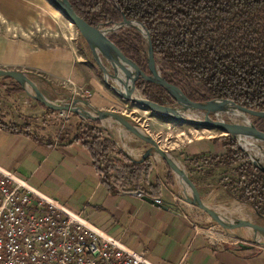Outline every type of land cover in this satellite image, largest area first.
Here are the masks:
<instances>
[{"label": "crops", "instance_id": "crops-1", "mask_svg": "<svg viewBox=\"0 0 264 264\" xmlns=\"http://www.w3.org/2000/svg\"><path fill=\"white\" fill-rule=\"evenodd\" d=\"M79 37L47 0H0V69L28 72L49 85L58 83L72 90L88 88L87 100L93 106L116 111L106 104L114 96L103 90L96 69L87 60V52L77 49ZM2 82L0 91L7 88V80ZM56 112L39 105L31 114L13 115L0 106V121L18 125L14 131L0 126V167L22 178L43 196L80 214L109 237L143 254L152 264H264V247L238 249L234 243H213L215 234H202L196 227L200 221L193 217L191 206L183 207L184 213L163 194L159 205L166 206L165 210L140 195L108 191L87 149L74 139L77 132L81 133L78 124L70 125V130L59 138L53 129L33 131L25 121L28 115L55 116ZM201 142L193 144L187 153L225 151L221 145L204 149L205 142ZM197 169L205 172L208 167ZM216 171L206 180L195 181L189 175L202 198L200 185L210 188V197L226 195L220 184L214 183Z\"/></svg>", "mask_w": 264, "mask_h": 264}, {"label": "trees", "instance_id": "trees-1", "mask_svg": "<svg viewBox=\"0 0 264 264\" xmlns=\"http://www.w3.org/2000/svg\"><path fill=\"white\" fill-rule=\"evenodd\" d=\"M68 1L75 13L93 26L120 23L124 18L140 22L148 31L155 62L163 66L162 76L175 85L183 83L192 100L227 99L247 109L264 110V0ZM109 36L141 70H148L147 46L135 28L123 26ZM16 86V91L22 90L18 83ZM135 86L146 99L158 104L176 102L168 91L142 78L135 81ZM79 121L88 123L94 134L77 132L74 139L87 149L108 191L115 194L139 190L152 199H163L158 182L149 180L152 167L148 160H130L116 149L113 141L96 131L94 124L98 122L82 118ZM254 123L264 128V117H256ZM0 126L11 131L18 129V125L3 121ZM210 140L220 141L225 152L196 156V161L203 159L208 167L204 176L213 175L218 167L229 170L232 176L220 178L222 188L264 213V174L233 136ZM111 148L118 150L121 160L109 156Z\"/></svg>", "mask_w": 264, "mask_h": 264}, {"label": "water", "instance_id": "water-1", "mask_svg": "<svg viewBox=\"0 0 264 264\" xmlns=\"http://www.w3.org/2000/svg\"><path fill=\"white\" fill-rule=\"evenodd\" d=\"M47 1L58 10L83 37L95 62L102 70L104 77L109 75L112 76L114 84H109V86L117 96L176 124L200 127L205 130H216L219 132V136H233L240 148L243 149L249 157L252 164L264 174V162L262 160V157L264 158V128L250 122L237 123L230 121L211 110L210 107H206L204 104L216 101L229 102L240 109L243 114L258 118L264 117V110L257 111L247 109L227 99H213L205 102L192 100L189 93L183 87L168 82L158 72L148 31L140 22L124 18L120 23L111 24L113 25L112 27L104 26L103 24L93 26L75 13L68 0ZM128 25L135 28L145 40L147 46V71L141 70L134 61L129 59L109 36L116 29L118 30L120 27ZM97 47L101 49V53L108 62L112 74L108 73L107 68L104 67L99 59L96 50ZM132 73H134L135 76L132 77ZM0 77H7L14 80L31 99L41 103L53 112L68 111L80 115L85 120L100 123L112 132L115 140L124 145L123 154L130 160L134 162H143L148 160L151 156L158 160H162L168 166L173 176L179 198L186 204L205 212L217 225L222 227V229L227 230L233 236L239 238L240 241L236 244L238 249H249L253 246L264 247V222L252 221L244 217H235L234 220L229 221L212 204L204 201L199 193L197 185L188 176L176 158L166 149L162 148L159 142L151 137L141 125L127 119L121 113L114 110L97 108L87 99L71 98V96L68 95L71 99L70 102L59 104L44 94L38 83L28 72L13 69H0ZM138 78H142L168 91L176 100L175 104L162 105L146 99L141 93L136 91L135 81ZM179 94L182 95L183 98L176 96ZM189 111L197 112L201 114L203 118H196L190 115L188 113ZM250 140L260 141L263 146L252 143ZM243 145L258 146L262 151V157L251 153L249 150H245ZM138 148L142 149L140 156H137L138 150L136 149ZM130 193L135 196L140 195L143 200L168 210L166 206L159 205V203L157 204L155 199L143 195L139 190ZM254 212L258 217L264 218V213H259L256 210H254ZM239 229L252 230L254 232V238L244 240L235 232Z\"/></svg>", "mask_w": 264, "mask_h": 264}, {"label": "rangeland", "instance_id": "rangeland-1", "mask_svg": "<svg viewBox=\"0 0 264 264\" xmlns=\"http://www.w3.org/2000/svg\"><path fill=\"white\" fill-rule=\"evenodd\" d=\"M62 19L65 20V22L68 23L71 28L75 29L67 21V19H65L63 16H62ZM106 26L112 27L113 25L109 24ZM127 27H130V26L128 25ZM116 30L114 32H116ZM79 36L80 37L77 40L78 42L77 49L79 50L80 53L82 50L85 49V51L87 52L86 53L87 60L96 69L97 76L98 78H100L103 90H107L105 91L106 94L108 92L109 94L114 96V97H111L113 99L107 100L106 104L110 106L111 108L115 109L116 111H118V113H121L127 119L133 122H136L138 125H141V126L143 125L146 128L145 131L148 134H150L151 137L156 139V141L159 142L162 148L166 149L172 156L176 158V160L184 168L188 176L191 175L192 179L194 178L195 181H197L199 178L206 180L208 177L204 176L205 172H201L200 171L201 169L198 171L197 169L199 168V166L206 165L203 162V159L196 161L195 160L197 159L196 156H199V155L192 154V153L188 154L187 152L190 151L192 148L191 146H193V144H195L198 141L205 142L203 145V147H205L204 149H209V148L212 149L213 146L221 145L220 141L210 140L211 138L218 137L219 132L216 130H205L200 127H192L189 125L176 124L172 121L167 120L166 118L157 116L155 113L145 110L144 108L138 105L127 102L123 100L122 98H120L119 96H117L115 92L111 89V87L109 86V84H114V80L112 76L109 75V76L104 77L102 70L99 68L92 54L89 52L90 50L87 48L83 37L80 34ZM96 50H97L99 59L101 60L102 64L104 65V67L107 68L108 73L112 74L108 62L105 60V58L103 57L101 53V49L97 47ZM156 68L158 72L162 75L163 66L158 61H156ZM165 71L167 73L170 72L169 69H165ZM133 76H135L134 73H132V77ZM33 79L38 83V85L40 86V88L42 89V91L48 98H50L51 100L59 104L69 103L71 99L70 97H68V95H70L71 98L73 97V98H83V99H88V96L90 95L89 94L87 96V94L83 92L84 89L82 88L78 89L79 91L76 93L74 90L69 89L67 86L65 87L58 83L49 85L45 81L41 80V78L36 75H33ZM4 80H7V83H6L7 88H4L0 91L1 109H9L13 115L19 114V113L31 114L33 109L36 106H39L37 105L38 103L35 100L31 99L23 90L16 91L17 86L13 80H11L10 78H0L1 82ZM180 84L181 85L179 86L183 87L189 93L188 89L184 87L183 83H180ZM196 85L198 84L196 83ZM85 89L88 90V88H85ZM136 91L140 93L138 89H136ZM176 96L179 98H183V96L180 94ZM27 101L33 102V103L29 105ZM56 113L58 115L54 116L53 114H46V115H43L42 117L28 115V116H25V121L29 122V126L33 131L39 132L38 130L39 128L44 129L45 127L47 131H50L51 129H53L54 133L57 134V137H59V135L65 130H70L69 129L71 127L70 125H74L75 123L80 126L79 130L81 131L82 135L83 134H86V135L94 134V131L91 132L89 130L90 125L88 123H81L79 121V117H77L75 113H72V112H64L63 114L59 112H56ZM188 113L196 118H199V119L203 118V116L197 112L189 111ZM218 114H220L225 119H228L230 121L237 122V123H248V122L254 123L255 118H256L254 116L246 115L243 113L242 115H232L230 113L221 111V112H218ZM94 126L96 127V131H98L104 138L108 139L109 141H113L116 149L118 148L119 150L123 152L124 145L121 142L115 140L110 130L106 129L100 123H96L94 124ZM104 133L110 135L109 138H107L104 135ZM250 142L256 143L258 145H262V142L260 141L250 140ZM243 147L245 150H249L251 153L262 157L261 155L262 151L260 150L258 146L243 145ZM116 149L111 148L108 154L112 158H118L121 160L122 156L119 153H117L118 150ZM136 150H138L137 156H140L142 149L138 148ZM202 154L215 155L214 152H211V151L204 152ZM262 160L264 162L263 157H262ZM148 163L152 167V172L149 176V180L151 182H158V184L160 185L163 191L162 195L164 194L166 198H169L173 202V206H175V208L179 209L182 212L184 211L183 207L185 208L190 207L191 205L186 204L179 198L177 194L175 181L173 179L171 172L166 167L165 163L162 160H158L157 158L153 156H151L148 159ZM218 168H216L218 169L217 171L215 169V171L218 172V175L215 177L214 183L215 185L217 183L220 184V187L222 188V185H221L222 181H220V178L225 175L230 177L232 176V172H230L229 170L225 172L224 167H218ZM224 181L225 179L223 180V183ZM141 185L143 184L141 183ZM207 189H210V188H207V186H204V185H200V191L202 192L204 201L209 204H212L229 221L234 220L235 217L236 218L244 217L245 219H249L252 221L264 222V218L258 217L257 215H255V212L253 209L251 211L250 205L233 198L231 195L227 194V192L223 188L222 189L226 193V195H220L219 197L218 196L210 197V195H208ZM167 190H169V193ZM173 195L176 198L175 200L173 198ZM208 199H210V201H208ZM191 209L193 210L192 212L193 217L200 221V224H198V226L196 227L199 229L200 232H202V234L211 235L213 233L215 234L217 238L221 240L220 242L225 241L227 243L235 244V242L240 241L239 238H236L231 233H229L227 230L222 229V227L218 226L212 219H207V217L204 215L205 213L202 212L201 210L193 206H191ZM212 227H214V229H212ZM235 232L239 236H241L244 240L249 239V238H254L253 237L254 233L250 229H239V230H236Z\"/></svg>", "mask_w": 264, "mask_h": 264}, {"label": "built area", "instance_id": "built-area-1", "mask_svg": "<svg viewBox=\"0 0 264 264\" xmlns=\"http://www.w3.org/2000/svg\"><path fill=\"white\" fill-rule=\"evenodd\" d=\"M0 264L152 263L0 167Z\"/></svg>", "mask_w": 264, "mask_h": 264}, {"label": "bare ground", "instance_id": "bare-ground-1", "mask_svg": "<svg viewBox=\"0 0 264 264\" xmlns=\"http://www.w3.org/2000/svg\"><path fill=\"white\" fill-rule=\"evenodd\" d=\"M206 107H210L215 112H227L232 115H242V111L236 108L233 104L224 101H216L208 104H204ZM244 117V116H243ZM250 121V120H249Z\"/></svg>", "mask_w": 264, "mask_h": 264}]
</instances>
